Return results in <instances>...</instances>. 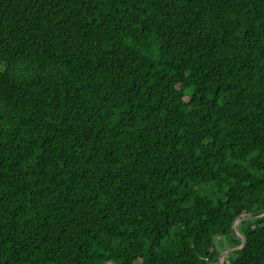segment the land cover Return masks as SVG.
Wrapping results in <instances>:
<instances>
[{
    "label": "trees",
    "instance_id": "trees-1",
    "mask_svg": "<svg viewBox=\"0 0 264 264\" xmlns=\"http://www.w3.org/2000/svg\"><path fill=\"white\" fill-rule=\"evenodd\" d=\"M262 210L264 0H0V264H215Z\"/></svg>",
    "mask_w": 264,
    "mask_h": 264
},
{
    "label": "water",
    "instance_id": "water-1",
    "mask_svg": "<svg viewBox=\"0 0 264 264\" xmlns=\"http://www.w3.org/2000/svg\"><path fill=\"white\" fill-rule=\"evenodd\" d=\"M264 215V210L262 211H259V212H255V213H244V214H241L240 216H238L233 224H232V229L234 231V233L236 234V230H237V225L240 223V221H242L243 219H250V218H257V217H261ZM237 235V234H236ZM239 237V236H238ZM240 238V237H239ZM242 240V245H240L239 247H236V248H232L230 250H226L224 251L223 253L220 254V257H219V261H218V264H223L224 262V259L230 254V253H233L237 250H239L241 247L244 246L245 244V239L244 237L241 238ZM109 262H105L104 264H108ZM111 264H115L114 261H111L110 262ZM207 264H211V263H207Z\"/></svg>",
    "mask_w": 264,
    "mask_h": 264
},
{
    "label": "rangeland",
    "instance_id": "rangeland-1",
    "mask_svg": "<svg viewBox=\"0 0 264 264\" xmlns=\"http://www.w3.org/2000/svg\"><path fill=\"white\" fill-rule=\"evenodd\" d=\"M236 234L240 237V238H242L243 236L239 233V231H238V229L236 230ZM218 240V239H217ZM230 249H232L231 247H229V244L228 243H223V245H222V247L220 248V251H221V253H223L224 251H226V250H230ZM225 260V259H224ZM215 264H218V263H215Z\"/></svg>",
    "mask_w": 264,
    "mask_h": 264
}]
</instances>
